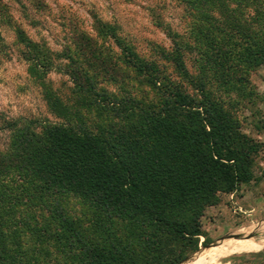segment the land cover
<instances>
[{
  "label": "trees",
  "instance_id": "1",
  "mask_svg": "<svg viewBox=\"0 0 264 264\" xmlns=\"http://www.w3.org/2000/svg\"><path fill=\"white\" fill-rule=\"evenodd\" d=\"M180 1L194 21L199 72L189 73L187 47L170 30L172 48L162 49L161 57L190 91L139 58L115 27L99 22V35L114 41L122 63L155 99L99 88L100 80L128 76L80 37V61L63 56L74 98L63 101L44 91L55 121L4 123L10 137L0 152V202L25 206L13 223L38 238L41 264H181L198 251L200 238L208 244L205 211L254 180L262 147L243 131L233 108L246 107L252 127L264 130L261 112L251 111L257 93L249 82L264 65V0ZM17 37L29 73L42 80L55 59L22 31ZM223 92L237 100H224ZM71 198L85 206L87 227L68 213ZM3 239L0 264H37L27 262L19 246L12 254Z\"/></svg>",
  "mask_w": 264,
  "mask_h": 264
},
{
  "label": "rangeland",
  "instance_id": "2",
  "mask_svg": "<svg viewBox=\"0 0 264 264\" xmlns=\"http://www.w3.org/2000/svg\"><path fill=\"white\" fill-rule=\"evenodd\" d=\"M99 22L115 27L117 36L132 46L139 58L155 63L166 77L190 91L174 66L161 57L162 49L172 48V41L166 35L170 30L187 47L184 61L189 73L196 76L199 72L198 46L192 31L194 21L180 0H0V152H4L9 143V132L3 128L6 121L17 118L55 121L46 103L45 90H51L63 101L70 102V98H74L70 79L62 71L67 65L63 56L67 53L80 61V37L89 38L102 58L115 66L118 73L128 76L122 82L100 80L99 88L114 93L123 91L141 100L155 99L154 92L141 84L134 69L122 63L121 51L114 41L99 35ZM19 30L55 59L42 80L29 73L26 50L17 37ZM249 82L257 93L251 111L258 109L264 120V65L249 74ZM222 96L227 101L229 98L237 100L235 94L229 97L223 92ZM242 106L234 107L233 111L243 131L262 147L253 168L257 183L240 186L234 194L222 196L217 206L205 211L201 224L208 239L207 246L216 244L219 250L216 260L205 264H244L264 252V247L247 249L250 244L264 242V130L252 127L251 112ZM11 187L8 192L12 193ZM78 201L73 198L67 201L68 213L87 227L90 216L81 214L85 206ZM0 210V235L4 236L2 241L12 254L19 246L27 262H46L38 238L13 223L22 219L25 206L19 201L12 206V201L5 198V203L0 202ZM231 234H238L240 238L220 241ZM203 241L200 238L198 251L181 264H203L197 261L198 256L215 248H205ZM45 247L53 251L52 247ZM16 264H24V261Z\"/></svg>",
  "mask_w": 264,
  "mask_h": 264
},
{
  "label": "bare ground",
  "instance_id": "3",
  "mask_svg": "<svg viewBox=\"0 0 264 264\" xmlns=\"http://www.w3.org/2000/svg\"><path fill=\"white\" fill-rule=\"evenodd\" d=\"M254 247H255L256 250L262 249L264 247V242L261 243V244H258V243L250 244V245L247 246V249L254 248ZM217 249L218 248L215 247L214 249H211L210 252L203 253V254L199 255L197 261H200V263L205 264L209 260L210 261L216 260L215 257L217 256V254L219 252V250H217ZM195 261H196V259H195Z\"/></svg>",
  "mask_w": 264,
  "mask_h": 264
},
{
  "label": "crops",
  "instance_id": "4",
  "mask_svg": "<svg viewBox=\"0 0 264 264\" xmlns=\"http://www.w3.org/2000/svg\"><path fill=\"white\" fill-rule=\"evenodd\" d=\"M252 182H254V184L257 183L256 180H253ZM262 186L264 187V179L262 180ZM254 190H256V188ZM244 264H264V252L258 256H253Z\"/></svg>",
  "mask_w": 264,
  "mask_h": 264
},
{
  "label": "water",
  "instance_id": "5",
  "mask_svg": "<svg viewBox=\"0 0 264 264\" xmlns=\"http://www.w3.org/2000/svg\"><path fill=\"white\" fill-rule=\"evenodd\" d=\"M238 238H240V235H238V234H231V235L225 237L224 239H221L220 241L227 240V239H238ZM210 247H217V245L214 244L212 246L211 245L210 246H206L205 248H210ZM188 260H190V258H188L186 261H188ZM186 261H184V262H186Z\"/></svg>",
  "mask_w": 264,
  "mask_h": 264
}]
</instances>
